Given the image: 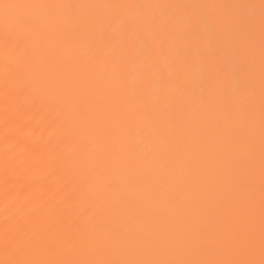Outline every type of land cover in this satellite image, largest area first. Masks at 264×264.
I'll return each mask as SVG.
<instances>
[{"label":"snow or ice","instance_id":"snow-or-ice-1","mask_svg":"<svg viewBox=\"0 0 264 264\" xmlns=\"http://www.w3.org/2000/svg\"><path fill=\"white\" fill-rule=\"evenodd\" d=\"M0 48L95 193L70 226H6L0 264H264V0H0Z\"/></svg>","mask_w":264,"mask_h":264},{"label":"bare ground","instance_id":"bare-ground-1","mask_svg":"<svg viewBox=\"0 0 264 264\" xmlns=\"http://www.w3.org/2000/svg\"><path fill=\"white\" fill-rule=\"evenodd\" d=\"M30 3L71 2L82 4L176 3L187 0H25ZM195 2L259 3V0H195ZM30 38L25 43L30 44ZM257 79L260 50L259 28L255 36ZM19 55V53H16ZM4 52L0 48V260L4 259L6 226L25 231L48 223L70 226L83 209L95 199L83 183L88 162L70 163L74 159L68 146V119L57 101L40 88L30 94L18 92L6 96ZM153 76V79H157ZM40 97L39 103L36 102ZM145 149L143 135L136 138ZM257 160V199H258ZM146 189H138L142 197ZM99 204V200H96ZM50 218V219H49Z\"/></svg>","mask_w":264,"mask_h":264}]
</instances>
